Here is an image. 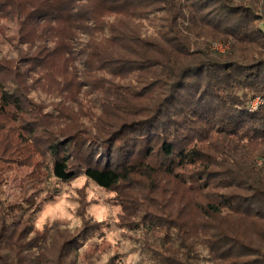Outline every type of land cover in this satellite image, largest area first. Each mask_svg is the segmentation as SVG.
Returning <instances> with one entry per match:
<instances>
[{
    "label": "trees",
    "instance_id": "16d2710c",
    "mask_svg": "<svg viewBox=\"0 0 264 264\" xmlns=\"http://www.w3.org/2000/svg\"><path fill=\"white\" fill-rule=\"evenodd\" d=\"M0 12L30 50L0 62V133L15 121L57 179L121 195L151 264H264V0H0ZM39 88L60 98L51 110ZM12 224L0 264H51L29 261Z\"/></svg>",
    "mask_w": 264,
    "mask_h": 264
},
{
    "label": "rangeland",
    "instance_id": "374dc122",
    "mask_svg": "<svg viewBox=\"0 0 264 264\" xmlns=\"http://www.w3.org/2000/svg\"><path fill=\"white\" fill-rule=\"evenodd\" d=\"M19 23L0 12V62L13 67L21 66V55L30 51L19 41ZM211 47L222 53L228 44L217 41ZM60 71L55 65V72ZM40 79V84L53 82L49 76ZM45 91L39 88L31 94L38 104L46 105L45 110H51L50 104L58 103L60 98ZM7 123L0 133V230L2 225L12 228V223L21 222L15 227L25 228L28 233L21 244L32 247L26 253L29 261L40 263L43 258L52 260L51 264L152 263L143 247V232L127 224L136 218L127 216L123 220L121 195L82 174L70 181L57 179L49 157L37 153L43 145L36 150L26 147L19 142L17 131L9 130L11 125L18 128L17 123ZM262 163L259 159L258 164ZM136 188L142 192L141 187Z\"/></svg>",
    "mask_w": 264,
    "mask_h": 264
},
{
    "label": "built area",
    "instance_id": "2783aa9c",
    "mask_svg": "<svg viewBox=\"0 0 264 264\" xmlns=\"http://www.w3.org/2000/svg\"><path fill=\"white\" fill-rule=\"evenodd\" d=\"M260 102H261L260 99H259L258 101H255V102L253 101V102H252V106H253V108H254V109L257 108L258 105L260 104Z\"/></svg>",
    "mask_w": 264,
    "mask_h": 264
}]
</instances>
